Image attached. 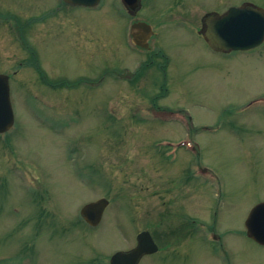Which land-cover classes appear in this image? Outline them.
I'll use <instances>...</instances> for the list:
<instances>
[{"label": "rangeland", "instance_id": "1", "mask_svg": "<svg viewBox=\"0 0 264 264\" xmlns=\"http://www.w3.org/2000/svg\"><path fill=\"white\" fill-rule=\"evenodd\" d=\"M149 1L143 18L172 19L160 28L166 75L131 48L117 0H0V19L29 21L34 51L29 68L8 74L15 125L0 135V264H110L143 231L159 251L139 264H264L245 227L264 202V43L216 53L192 23H176L193 14L199 24L207 9ZM142 66L133 83L119 75ZM188 143L199 149L178 147ZM101 198L110 205L92 228L80 210Z\"/></svg>", "mask_w": 264, "mask_h": 264}, {"label": "water", "instance_id": "2", "mask_svg": "<svg viewBox=\"0 0 264 264\" xmlns=\"http://www.w3.org/2000/svg\"><path fill=\"white\" fill-rule=\"evenodd\" d=\"M74 5L96 6L100 0H64ZM150 33L146 24H136ZM209 45L215 51L248 50L261 45L264 41V10L259 8H231L226 14L211 19L210 28L205 34ZM136 43L137 40L135 39ZM15 117L11 104L9 81L0 75V133L9 131ZM107 199H100L83 207L81 214L88 224L98 226L108 207ZM248 235L264 245V203L258 205L246 222ZM158 251L149 232L138 236V245L129 252L119 251L111 258V264H139L146 254Z\"/></svg>", "mask_w": 264, "mask_h": 264}, {"label": "flooded vegetation", "instance_id": "3", "mask_svg": "<svg viewBox=\"0 0 264 264\" xmlns=\"http://www.w3.org/2000/svg\"><path fill=\"white\" fill-rule=\"evenodd\" d=\"M60 4L64 6H72L65 3L63 0H59ZM221 0H150L151 7L154 6L158 8L159 10H172V11H180V10H192L193 8L197 9H207L202 16L199 19V24H196V18L193 14H188L187 16H180L175 18H180L178 24L180 22H183V20L187 21V23L190 25L192 23L193 29L195 30L197 35L204 40V42L207 44L205 39V34L207 30L210 28V21L212 17H217L219 14H224L226 11H228L230 8L233 7H243L248 8L249 6L253 7H259L255 3L249 2V0L241 1V3H238L232 7H228V9L220 11L217 6L220 5ZM148 2V0H117L115 5L116 7H122L124 9V13L128 19L131 20L130 25V31H132V26L136 23H146L148 25H151L150 33L143 29V27H138L136 30H134V37L130 36V43H132V46L135 50H137L140 53V56L142 54H147L149 58V63L157 65V71L163 72L164 75L167 74V68L170 64V57L166 54L165 50L163 49L162 45H160V38H161V31L160 28L166 29L170 26L171 17H169V13H165L166 16L163 15V13H159L156 17L152 16L151 18H143L141 16V12L145 9L146 5L145 3ZM113 4V5H114ZM191 7V8H190ZM172 12L170 11V14ZM177 13V12H176ZM11 16V17H10ZM169 17V18H168ZM166 18V20H164ZM22 19L17 17L16 14L7 15L4 18L0 19V31L2 29L7 28V34L11 35V41L2 42L0 45V74H17L25 71V68H29V65L25 63L26 56H28L29 50L31 52L33 51V48H31L30 40L28 33L30 31V23L29 21L26 23L21 22ZM166 26V27H165ZM177 26V25H176ZM175 26V27H176ZM174 27V26H172ZM134 39L137 40V44L134 43ZM208 45V44H207ZM155 46V47H154ZM157 48V50L155 49ZM14 49V51L18 52V55L12 54L11 56L8 55V57H5V55L2 53L3 50L8 51ZM136 51V52H137ZM21 54V56H19ZM3 55V56H2ZM139 56V57H140ZM22 59H19V58ZM146 57V56H144ZM5 58L8 61H11L12 65H6L4 66V60ZM146 65V64H145ZM144 67H147L144 66ZM142 68H139L137 73H131V78L128 80V82H134L137 77H139V71L142 72ZM189 220V219H188ZM187 220V221H188ZM194 222V221H193ZM192 222V223H193ZM189 223V222H188ZM191 223V224H192ZM194 226V224H192ZM199 227H203V225L200 226V223L198 224ZM186 226V224H185ZM204 228V227H203ZM181 242V241H180ZM179 242V244H180ZM178 244V245H179Z\"/></svg>", "mask_w": 264, "mask_h": 264}]
</instances>
